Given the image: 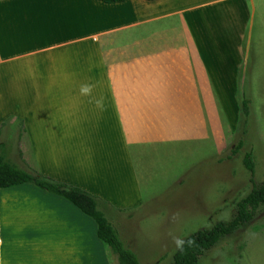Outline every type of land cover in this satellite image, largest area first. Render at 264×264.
Instances as JSON below:
<instances>
[{"label": "crops", "instance_id": "0c3cea01", "mask_svg": "<svg viewBox=\"0 0 264 264\" xmlns=\"http://www.w3.org/2000/svg\"><path fill=\"white\" fill-rule=\"evenodd\" d=\"M253 6L264 12V0H0V128L22 122L18 142L38 173L131 208L140 201L132 148L202 139L209 75L223 81L227 67L232 80L246 79L252 30L264 41V13ZM82 84L95 86L91 97L80 95ZM101 96L104 110L90 102ZM71 128L79 136L65 135ZM70 144L79 147L63 151ZM128 189L136 194H120ZM244 243L230 244L241 260ZM0 264L111 262L89 217L22 184L0 189Z\"/></svg>", "mask_w": 264, "mask_h": 264}, {"label": "rangeland", "instance_id": "374dc122", "mask_svg": "<svg viewBox=\"0 0 264 264\" xmlns=\"http://www.w3.org/2000/svg\"><path fill=\"white\" fill-rule=\"evenodd\" d=\"M256 12L264 13L253 6L252 13ZM251 35L256 40H251L252 63L245 80H241L239 73L232 80L233 75L227 67L223 81L209 75V83L204 88L208 94L204 100L201 98L204 137L179 144L133 147L130 156L131 160L134 158L132 163L140 189L139 204L119 209L100 199V208L119 240L137 255L140 264H171L176 250L173 237L185 238L195 231L210 229L219 221H229L235 214L236 202L252 188L251 176L254 183H264V41L256 31L252 30ZM50 93L45 91L46 98H42L46 110L53 107V97L48 96ZM242 96L249 100L246 118L241 111ZM90 106L82 109L89 110ZM8 124H4L0 131V141L5 142L0 146V154L18 167L35 168L29 145L20 144L16 130ZM75 124L73 121V127ZM72 129L65 135L79 136L72 133ZM64 130L61 128L62 136ZM239 140L243 141V146L232 155ZM21 146L30 164L23 159L22 151L21 156L17 151ZM59 147L55 146L58 150ZM77 147L78 144H70L63 145L62 149ZM95 147L102 150V147ZM248 151L252 152L254 161L252 175L242 163ZM82 155L80 152L76 156ZM96 162L101 166L104 164ZM68 163H72V157ZM129 192L128 189L120 191V194L130 196ZM239 237L245 242L242 244L243 251H246L243 260L248 252L262 253L264 260V205L258 208L251 221L205 250L196 264L211 263V260L226 264L242 263L243 260L235 254L240 253L237 245H230ZM104 248L111 264H118L111 249Z\"/></svg>", "mask_w": 264, "mask_h": 264}, {"label": "trees", "instance_id": "16d2710c", "mask_svg": "<svg viewBox=\"0 0 264 264\" xmlns=\"http://www.w3.org/2000/svg\"><path fill=\"white\" fill-rule=\"evenodd\" d=\"M100 1L117 3L125 0ZM248 104L249 100L245 96H242L241 111L245 118L249 114ZM8 122L10 123V121ZM16 122H19L16 128L17 140H19L23 128L20 120ZM3 125L4 123L1 125L0 131ZM4 144H0V146ZM242 146L243 141L239 140L233 148L232 155H235ZM17 151L21 156L19 149ZM242 163L245 169L252 175L254 173V161L251 151L244 154ZM250 179L253 183L252 188L246 196L236 202L234 216L229 221H219L210 229L198 230L183 238L185 240L191 239L195 243L190 247L185 245V249L182 252L176 249L172 255L171 264H196L198 257L205 250L212 247L222 237L237 231L245 223H248L254 218L258 208L264 205V183H254L252 176ZM22 184H28L42 191L57 195L72 203L83 214L89 217L95 224L98 239L105 247L111 249L116 256L118 264H140L137 255L133 251L125 248L119 240L114 228L100 208L101 200L99 198L77 187L55 181L31 168L25 166L18 167L10 161H7L4 155L0 154V189Z\"/></svg>", "mask_w": 264, "mask_h": 264}, {"label": "clouds", "instance_id": "9594fccd", "mask_svg": "<svg viewBox=\"0 0 264 264\" xmlns=\"http://www.w3.org/2000/svg\"><path fill=\"white\" fill-rule=\"evenodd\" d=\"M94 85L92 84H82L79 91L80 95L82 96H92ZM94 102L95 106L101 110L105 109V103H104V97L94 98V100L90 101ZM173 244L175 245L176 249L178 251H184L185 245L192 246L195 242L191 239L185 240L181 237H173L172 238Z\"/></svg>", "mask_w": 264, "mask_h": 264}]
</instances>
